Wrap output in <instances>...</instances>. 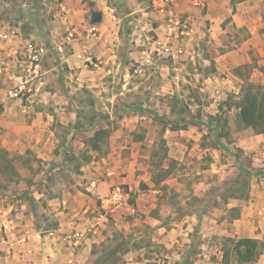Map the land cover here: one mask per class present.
<instances>
[{"label": "rangeland", "instance_id": "1", "mask_svg": "<svg viewBox=\"0 0 264 264\" xmlns=\"http://www.w3.org/2000/svg\"><path fill=\"white\" fill-rule=\"evenodd\" d=\"M106 2L120 42L128 44L120 52L123 73L111 65L99 69L94 57L69 63L77 34L68 39L75 23L66 17V0H0V68L27 40L44 44L32 108L53 116L55 153L63 155L49 163L32 149L1 152L0 203L26 204L45 231L56 222L51 200L63 198L65 184L86 194L82 184L92 171L111 170L130 176L136 211L118 210L103 223L91 264H264V173H254L264 170V132L246 127L240 110L228 105L243 90L218 97L206 81L217 65L208 52L199 55L193 41L175 56L145 54L144 33L156 35L159 27L151 0ZM132 9L138 11L126 17ZM13 29L15 36L1 37ZM235 71L246 88L251 65ZM4 74L1 94L11 84ZM9 233L2 226L0 259ZM245 237L260 242L255 261L234 253L230 238Z\"/></svg>", "mask_w": 264, "mask_h": 264}, {"label": "crops", "instance_id": "2", "mask_svg": "<svg viewBox=\"0 0 264 264\" xmlns=\"http://www.w3.org/2000/svg\"><path fill=\"white\" fill-rule=\"evenodd\" d=\"M174 2L179 12L189 17L194 26L193 35L187 43L193 41L198 47V54L208 52L217 65L218 73L206 81L218 97L228 93L239 94L243 90L246 79L235 69L246 65H251L253 70L248 81L264 84V0ZM109 9L106 0H66V17L72 18L69 23H75L73 31L77 34L75 53L67 59L69 63L83 64L84 53L87 52L99 60V69L106 70L111 65L115 73H123L126 58L120 52L128 44L120 42L119 27L113 23L112 17L115 16ZM137 11L132 9L126 17ZM6 79L7 75L5 78L0 76V92ZM14 105L20 104L9 105L6 101L1 106L0 151L24 153L32 149L49 163L60 159L63 155L55 153L58 139L51 131L48 118L53 116L35 107L26 113L19 106L17 111L13 109ZM57 168L51 170V174ZM79 177L77 183H83V176ZM130 181V176H119L109 170L89 174L88 182L82 184L89 192L86 194L77 185L71 186L72 190L63 184V198L51 200L55 204L53 213L56 222L45 231L37 224L34 214L26 210V204L20 209L18 203L2 201L0 229L7 227L11 237L5 245L7 255L0 259V264H91L95 259L94 244L104 237L105 224L100 222L95 227V220L89 213L106 206L111 192L117 188L126 198L119 210L124 213L131 212L133 208L136 210ZM90 227L92 231L84 236H73L75 230L85 231ZM50 231H54L55 235L50 236Z\"/></svg>", "mask_w": 264, "mask_h": 264}, {"label": "built area", "instance_id": "3", "mask_svg": "<svg viewBox=\"0 0 264 264\" xmlns=\"http://www.w3.org/2000/svg\"><path fill=\"white\" fill-rule=\"evenodd\" d=\"M151 6L154 14L157 15L159 27L156 29V35L151 34V32L144 33V53L147 55L157 53L163 56H175L177 53H184L186 42L191 39L194 32L192 20L179 12L174 0H151ZM91 33L94 35V32ZM16 34L17 30L13 29L1 33V37L9 39ZM68 39H75L73 30L68 33ZM44 52V44L38 45L27 40L19 54L14 56L13 61L5 62L1 66L0 72L9 73L8 78L11 80V84L6 87L3 94L0 93V105L7 100H16L20 102L24 112H29L32 109V97L35 94L34 86L37 82H42L41 56ZM84 60L92 63L93 56L85 52ZM125 202L126 198L120 188L112 191L108 204L93 212L94 226L109 220L112 214L124 206ZM135 211V208L131 210V212ZM91 231V227L85 231L75 230L73 236L80 238ZM49 235L54 236L55 232L50 231Z\"/></svg>", "mask_w": 264, "mask_h": 264}, {"label": "trees", "instance_id": "4", "mask_svg": "<svg viewBox=\"0 0 264 264\" xmlns=\"http://www.w3.org/2000/svg\"><path fill=\"white\" fill-rule=\"evenodd\" d=\"M228 105H234L240 110V118L246 127H251L256 133L264 132V84H248L243 89L241 97ZM2 152L6 153V151ZM2 158H4V153L0 151V159ZM241 168L243 171L250 172V169L245 166ZM254 173H264V170H254ZM230 241L234 244L233 250L236 257L242 262L255 261L261 254L258 239L251 237L230 238ZM228 256L229 250L224 252V259L227 260Z\"/></svg>", "mask_w": 264, "mask_h": 264}]
</instances>
